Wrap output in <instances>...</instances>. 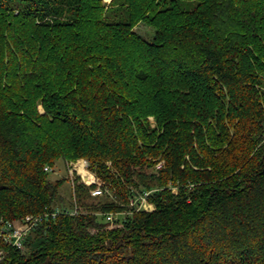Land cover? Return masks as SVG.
Returning a JSON list of instances; mask_svg holds the SVG:
<instances>
[{
  "label": "trees",
  "instance_id": "obj_1",
  "mask_svg": "<svg viewBox=\"0 0 264 264\" xmlns=\"http://www.w3.org/2000/svg\"><path fill=\"white\" fill-rule=\"evenodd\" d=\"M57 207L0 264H264V0H0V229Z\"/></svg>",
  "mask_w": 264,
  "mask_h": 264
},
{
  "label": "built area",
  "instance_id": "obj_2",
  "mask_svg": "<svg viewBox=\"0 0 264 264\" xmlns=\"http://www.w3.org/2000/svg\"><path fill=\"white\" fill-rule=\"evenodd\" d=\"M75 164H79L83 171L88 170V162L84 159L78 160L74 163H71V166L75 167ZM70 167V168H72ZM160 167V165H159ZM69 168V169H70ZM52 168L45 167V171L50 172ZM71 170V169H70ZM71 173V177H74L75 173ZM83 183H86L87 185H93L96 186L90 190V193L93 197L103 196L105 192L107 191L103 185V183H100L98 180H92V181H82ZM149 196V192H145L144 194H136L135 199H131V204L134 205L137 203V201H140V204L138 206L141 210H153L154 206L152 204H149L147 202V197ZM149 205V209H145V205ZM68 211H64L59 209L58 207L55 208L53 211H47L44 214L41 215H28L22 220H16V221H5L3 222L2 228L0 229V237L2 240L10 246L17 247L19 249H22L24 247V242L31 230L33 228L37 227L38 225H41L44 221L48 220L49 217H56L60 213H67ZM71 213H76L75 210L71 211ZM116 218L115 214H107V220H113ZM5 256V252L0 249V260H2Z\"/></svg>",
  "mask_w": 264,
  "mask_h": 264
},
{
  "label": "rangeland",
  "instance_id": "obj_3",
  "mask_svg": "<svg viewBox=\"0 0 264 264\" xmlns=\"http://www.w3.org/2000/svg\"><path fill=\"white\" fill-rule=\"evenodd\" d=\"M104 1L107 4H110L112 0H104ZM134 30L147 40H151L153 37L154 27L146 24L145 22H140V23L136 24V26L134 27ZM40 110L42 111V109H40ZM150 120H153V119L150 118ZM162 163H163V161L160 162L157 165V167H159V165L161 166ZM75 167L76 168L72 167V168H70L71 170L70 169L67 170V167H66L64 160L60 159L56 162L55 166L49 172V179L51 182H55L57 180H63L61 185H60V188H59V194L62 195L66 201L72 200V186H71V182H70V179H71L70 171L72 173H75L76 176L79 175L81 178V181L87 182V181H92V180H98L95 173L92 172L91 170L83 171V169H81V166L79 164H75ZM69 176H70V179H69ZM98 181L100 183H102V181H100V180H98ZM173 191H176V189L174 188ZM145 209H149L148 204L145 205ZM117 217L120 219L123 217V215H118Z\"/></svg>",
  "mask_w": 264,
  "mask_h": 264
},
{
  "label": "bare ground",
  "instance_id": "obj_4",
  "mask_svg": "<svg viewBox=\"0 0 264 264\" xmlns=\"http://www.w3.org/2000/svg\"><path fill=\"white\" fill-rule=\"evenodd\" d=\"M81 169H83V168L81 167Z\"/></svg>",
  "mask_w": 264,
  "mask_h": 264
}]
</instances>
